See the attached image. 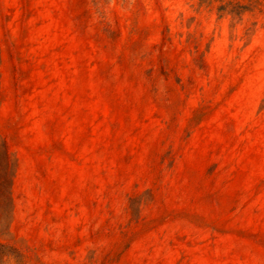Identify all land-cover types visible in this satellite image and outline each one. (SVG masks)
Wrapping results in <instances>:
<instances>
[{"label": "rangeland", "instance_id": "obj_1", "mask_svg": "<svg viewBox=\"0 0 264 264\" xmlns=\"http://www.w3.org/2000/svg\"><path fill=\"white\" fill-rule=\"evenodd\" d=\"M0 264H264V0H0Z\"/></svg>", "mask_w": 264, "mask_h": 264}]
</instances>
